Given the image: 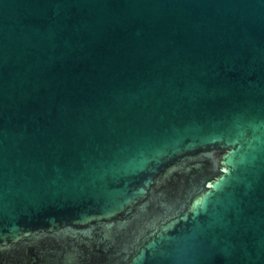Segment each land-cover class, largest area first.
Here are the masks:
<instances>
[{"label": "water", "instance_id": "obj_1", "mask_svg": "<svg viewBox=\"0 0 264 264\" xmlns=\"http://www.w3.org/2000/svg\"><path fill=\"white\" fill-rule=\"evenodd\" d=\"M0 264H264V0H0Z\"/></svg>", "mask_w": 264, "mask_h": 264}]
</instances>
